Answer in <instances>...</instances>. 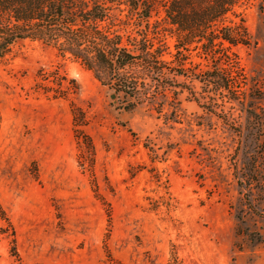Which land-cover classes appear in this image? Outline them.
<instances>
[{
  "label": "rangeland",
  "instance_id": "1",
  "mask_svg": "<svg viewBox=\"0 0 264 264\" xmlns=\"http://www.w3.org/2000/svg\"><path fill=\"white\" fill-rule=\"evenodd\" d=\"M235 13L242 42H226L219 65L228 89L206 79L216 63L205 48L176 55L163 13L139 25L124 4V43L147 33L183 70L146 80L138 97L115 103L52 45L11 46L0 62V264H264V0Z\"/></svg>",
  "mask_w": 264,
  "mask_h": 264
},
{
  "label": "trees",
  "instance_id": "2",
  "mask_svg": "<svg viewBox=\"0 0 264 264\" xmlns=\"http://www.w3.org/2000/svg\"><path fill=\"white\" fill-rule=\"evenodd\" d=\"M239 1L0 0V62L13 44L38 40L81 61L118 97L123 93L131 98L141 94L146 80L163 85L167 77L181 75L182 68L171 66L176 62L166 61L162 48L147 33L125 44L123 36L114 31V7L124 4L139 25L149 26L153 15L163 13L156 21H164L168 28L163 29L176 37V55L193 44L205 48L216 63L206 79L228 89L230 74L219 65H225L223 57H229L225 43L236 46L242 42L239 30L230 23Z\"/></svg>",
  "mask_w": 264,
  "mask_h": 264
},
{
  "label": "water",
  "instance_id": "3",
  "mask_svg": "<svg viewBox=\"0 0 264 264\" xmlns=\"http://www.w3.org/2000/svg\"><path fill=\"white\" fill-rule=\"evenodd\" d=\"M111 98L114 100L115 103H117V94L116 93H112L111 94Z\"/></svg>",
  "mask_w": 264,
  "mask_h": 264
}]
</instances>
